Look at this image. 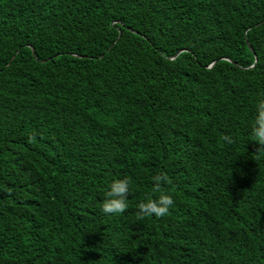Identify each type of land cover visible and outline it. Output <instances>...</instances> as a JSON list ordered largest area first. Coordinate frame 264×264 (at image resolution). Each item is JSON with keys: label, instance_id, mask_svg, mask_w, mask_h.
I'll list each match as a JSON object with an SVG mask.
<instances>
[{"label": "trees", "instance_id": "obj_1", "mask_svg": "<svg viewBox=\"0 0 264 264\" xmlns=\"http://www.w3.org/2000/svg\"><path fill=\"white\" fill-rule=\"evenodd\" d=\"M261 98L264 0H0V264H264Z\"/></svg>", "mask_w": 264, "mask_h": 264}, {"label": "clouds", "instance_id": "obj_2", "mask_svg": "<svg viewBox=\"0 0 264 264\" xmlns=\"http://www.w3.org/2000/svg\"><path fill=\"white\" fill-rule=\"evenodd\" d=\"M256 115L251 124V141L257 147L255 155L259 158L264 155V98L258 100L255 105ZM32 138L30 137V140ZM221 139L229 144L234 143L231 136H222ZM153 187L151 193L145 200L137 205L138 211L135 213L138 220L149 217L162 218L169 214L170 208L174 205L171 195L164 189L165 184H171V178L166 173H159L152 177ZM131 181L125 177L116 179L108 185L105 199L100 207L105 215L124 213L128 209V195ZM159 194L158 198H153V194Z\"/></svg>", "mask_w": 264, "mask_h": 264}]
</instances>
